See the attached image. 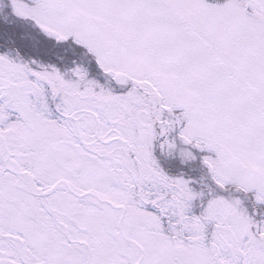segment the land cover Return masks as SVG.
<instances>
[{
	"label": "snow or ice",
	"instance_id": "obj_1",
	"mask_svg": "<svg viewBox=\"0 0 264 264\" xmlns=\"http://www.w3.org/2000/svg\"><path fill=\"white\" fill-rule=\"evenodd\" d=\"M0 264H264V0H0Z\"/></svg>",
	"mask_w": 264,
	"mask_h": 264
}]
</instances>
